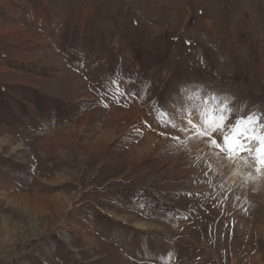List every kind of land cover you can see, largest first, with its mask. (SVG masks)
Segmentation results:
<instances>
[{"label":"rangeland","instance_id":"1","mask_svg":"<svg viewBox=\"0 0 264 264\" xmlns=\"http://www.w3.org/2000/svg\"><path fill=\"white\" fill-rule=\"evenodd\" d=\"M225 100L264 113V0H0V264H264Z\"/></svg>","mask_w":264,"mask_h":264},{"label":"snow or ice","instance_id":"2","mask_svg":"<svg viewBox=\"0 0 264 264\" xmlns=\"http://www.w3.org/2000/svg\"><path fill=\"white\" fill-rule=\"evenodd\" d=\"M212 99L219 103L218 98ZM234 111L227 100L220 103L219 110L216 107L200 108L199 116L203 122L200 134L207 137L210 147L224 152L229 158L247 153L264 167V113H241L233 118ZM163 115H168L166 110H163ZM188 115L191 116L192 113L189 112ZM187 124L190 127H198L192 119H189ZM171 126L176 127L174 123ZM260 170L258 167L257 171Z\"/></svg>","mask_w":264,"mask_h":264},{"label":"bare ground","instance_id":"3","mask_svg":"<svg viewBox=\"0 0 264 264\" xmlns=\"http://www.w3.org/2000/svg\"><path fill=\"white\" fill-rule=\"evenodd\" d=\"M5 140H3L2 141V143L4 144L5 142H4ZM205 150V149H204ZM222 158H224L225 159V157H222ZM228 162H227V164H228V168L229 169H233V165H234V163L233 162H236L235 160H228V159H226ZM242 161V160H241ZM246 162L244 161H242L241 162V164L239 163L238 164V167H237V173H239V175H238V177L236 176V174L235 173H233L232 175H231V177H230V181L232 182V183H238L239 181H240V179L239 178H241L242 180H246L248 177H251V176H253L255 173L254 172H252L249 168H248V165H247V163L245 164ZM257 166L259 167L260 165L257 163ZM261 167V166H260ZM263 168V167H262ZM181 173V172H180ZM253 174V175H252Z\"/></svg>","mask_w":264,"mask_h":264},{"label":"trees","instance_id":"4","mask_svg":"<svg viewBox=\"0 0 264 264\" xmlns=\"http://www.w3.org/2000/svg\"><path fill=\"white\" fill-rule=\"evenodd\" d=\"M42 125H37V126H35L36 128H37V130H39V129H42V132H47V130H46V128H47V126L49 125V124H47V122H45V121H41L40 122ZM33 130H35V128H33ZM36 131V130H35ZM41 132V131H40ZM20 182H24V181H20ZM24 184V183H23ZM25 185V184H24Z\"/></svg>","mask_w":264,"mask_h":264}]
</instances>
